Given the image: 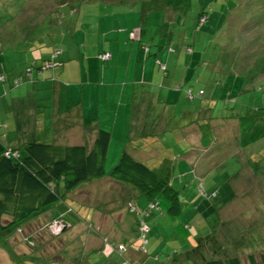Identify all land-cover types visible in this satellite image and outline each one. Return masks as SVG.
I'll return each mask as SVG.
<instances>
[{"label":"rangeland","instance_id":"1","mask_svg":"<svg viewBox=\"0 0 264 264\" xmlns=\"http://www.w3.org/2000/svg\"><path fill=\"white\" fill-rule=\"evenodd\" d=\"M52 1L0 0V36H18L16 47L0 55V72L5 74L0 81V121L10 123L11 95L20 102L33 100L30 73L42 76L62 66L60 56L69 58L68 71L60 79H75L84 90L93 86L106 91L107 100L116 98L113 89L124 80L139 85L143 72L148 74V86L162 84L163 91L169 86L176 94L163 93L165 104L149 113L170 120L176 110L181 128L173 131L171 120L163 123L156 142L160 156L148 163L177 188L181 212L176 217L167 214L163 200L162 210L145 218L150 229L144 242L128 200L134 204L139 197L143 208L147 201L137 190L127 195L130 189L106 174L80 183L19 227L0 233V264H119V242L128 246L125 253L131 262L139 264H196L233 254L249 264L248 253H264V138L240 146L231 120L264 104V0H66L69 4L63 1L56 8ZM202 8L206 13L199 17ZM5 14L11 21L3 22ZM104 50L108 58L98 55ZM47 59L51 65L38 71ZM166 68L162 83L155 81L153 71L163 73ZM45 90L39 89L40 97ZM83 102L89 107L86 96ZM48 104L38 107L37 117L39 127L43 118L50 127L38 129L36 139L56 141L58 133L57 142L83 143L85 136L65 135L67 123L73 122L70 112L60 113L66 120L58 121L60 129L54 130ZM103 106L96 103L92 109L99 108L101 114ZM118 114L121 120L124 110ZM192 121L196 125L188 140L184 135L190 133L181 131L182 125L186 128ZM77 130L74 126L72 132ZM112 130L119 141V132ZM9 137L10 130L0 126V139ZM113 148L106 172L123 150L113 158ZM57 217L68 223L53 233L47 224ZM93 246L99 249L91 250Z\"/></svg>","mask_w":264,"mask_h":264},{"label":"trees","instance_id":"2","mask_svg":"<svg viewBox=\"0 0 264 264\" xmlns=\"http://www.w3.org/2000/svg\"><path fill=\"white\" fill-rule=\"evenodd\" d=\"M63 1L66 2V0H54L52 4L54 2L56 5L53 4V6L56 8ZM66 3L69 4V2ZM10 6L11 4L8 8ZM52 11L54 10H46V12ZM205 13V8H202L198 16H203ZM4 16L3 22L11 21L10 15ZM17 38V35L12 34L0 36V55L13 44L17 45ZM50 62L51 60L47 59L45 64L37 70L48 67L51 65ZM0 76V81H3L5 74L0 72ZM20 78H15V83H19ZM239 127L240 146L263 137L264 104L241 115ZM110 135V131L106 128H98L92 143L45 142L33 138L5 152L2 151L0 154V233L19 227L22 222L30 220V217L45 210L47 206L63 199L80 183L106 174L128 187L130 191L137 190L138 196H143L147 201V206L149 202L158 200L159 207L153 208L150 213L161 209V202L164 200V210L167 214L173 217L180 215L181 200L177 188L168 178L126 149L122 150L117 162L106 172L105 161ZM131 204L128 202L129 209ZM136 205L132 211L136 213L138 228L141 217L146 218L150 213L143 215L139 210L143 207ZM5 217L7 219L4 220ZM124 245L126 246L125 243ZM117 252L124 257L119 264H122L124 260L131 262L125 251ZM246 257L249 264H264V253L256 255L251 252ZM196 264H243V262L238 255L233 254L223 258L202 259Z\"/></svg>","mask_w":264,"mask_h":264},{"label":"crops","instance_id":"3","mask_svg":"<svg viewBox=\"0 0 264 264\" xmlns=\"http://www.w3.org/2000/svg\"><path fill=\"white\" fill-rule=\"evenodd\" d=\"M102 52H106V51L104 50ZM102 52H99L98 55ZM57 56L58 55L54 56V60L56 59ZM157 57L158 56H156V58ZM157 60L160 61L159 63L162 62V59L160 57H158ZM58 61L56 62V64L59 65ZM68 61H69L68 57L60 56V63L62 64V66L59 67L51 66L52 68H50L48 72L45 71L42 76H40V74L32 73L30 78L32 80L31 84L35 83V85H32L34 87V90L32 89L30 93V97L33 98L31 102L28 101L20 102L18 99H14L13 95L10 96V98L12 99L11 106L13 108L12 115L7 117L10 118V123H8L7 120L2 122L0 121V126L3 128V131L5 132H8L10 130L11 137H9L8 139L7 138L0 139V154L2 153V151L5 152L9 148H13L17 145H21L22 143L26 142L29 139L36 138L35 133L38 129L44 130L45 128L50 127V125L45 126V120H46L45 118L42 119V126L39 127L40 123L38 122L39 118L37 117V115L40 106L49 107L50 104L48 103H51L53 108V116H54L51 122L52 125L54 126L53 128L55 131L60 129L59 127L56 128L57 127L56 124L58 123V121L66 120L63 118V116H61L60 113H65V116H67L66 113L70 112L69 114L73 116V122L71 124L67 123V127L65 129L66 130L65 135H67L68 139H73L76 136L83 138L85 136L86 140L83 143H92L97 129L106 128L107 130L110 131L111 134L106 158L108 157L110 153V149H112V146H114L112 151L113 158H115L122 149H126L135 157L146 162L148 165H150L148 163V161H150L149 159L156 160L157 158H159L160 153H158L159 149L156 146V142L157 139L162 137L163 123H166L171 120L172 123L170 126L173 131L175 130L178 131V129L181 128V125L180 126L178 125L179 119H176L177 117L175 113L176 110L173 116H171L170 120L163 117V115L161 114L158 115L157 117L149 116V113L152 111V107L156 106L157 104L160 106L165 104L164 100L161 98V95H163V93L164 95L165 94L176 95L173 94L174 93L173 91L169 90L170 87L169 86L165 87L164 89L165 91H163L162 84L161 85L158 84L157 88L156 86L155 87L148 86L152 83V81L148 80L149 79L148 74H145L143 72L144 76L142 74L141 76L142 80L141 83H139V85H137L135 82L127 83L126 80H124L123 83H121L120 85L117 84L118 86L113 89L115 92H117L115 99L118 100L115 99H113L114 101L107 100L106 94L108 95V93L106 91L101 93L100 89L98 90L93 86H89L84 90V86L79 85L78 81L75 79H72V81L74 82H68L69 81L68 77L60 79V77L65 76L64 72L68 71V66H67ZM165 65L167 66L168 64L166 63ZM158 67H159L158 70H161L160 65H158ZM153 68H156V63L153 64ZM80 70H83V68H80ZM166 70L167 68L165 69V71ZM160 72L161 71H155V70L153 71V79H155V81H160V80L162 81V79H164L163 74H167V71L163 73ZM56 76L58 77L55 78ZM38 77H42V78H38ZM85 81L87 83L90 82L89 80H85ZM76 83L78 86H76ZM39 89H46L42 97L39 96ZM83 96L87 97L89 107L84 104ZM46 99H50V101L47 102ZM111 101H113V103L110 104ZM100 102L104 103V106L101 107V109L103 108L102 110H104V112H102L101 114L98 113L99 108L97 109V111L92 109L93 106L96 105V103L100 104ZM177 103H178V99H176V104ZM61 106H64V109H62ZM55 107L59 113V116H57V114L54 112ZM120 108L121 110L122 109L124 110V114L121 120H119V116H118ZM48 113L49 112L47 110L43 111V115H47ZM184 113L185 110H183V114ZM241 115L243 114L233 116L231 118L234 124V128L236 129L234 131L238 132V136H240L239 119ZM193 121L190 123V125H187L186 128H184L185 126L182 125L183 129L181 131L186 130V133H190V135L189 134L184 135L188 140L190 139L191 134H193L194 132L193 123L194 125H196L195 122ZM237 124L238 127L236 126ZM58 126H60L59 123ZM74 126L76 127V130L78 127V130L72 132ZM118 127H120L121 130H119ZM112 129H115L117 130V132H119V135L117 136L119 138V141H116V139H114L115 137H113ZM55 135L57 136H54V139L58 141L60 135H58V133H56ZM261 138H264V136ZM261 138H259L258 140H260ZM63 139L66 138L64 137ZM148 145L151 146L148 147ZM172 168L174 169V167ZM130 192L132 196L133 194H135L134 190ZM129 193L126 194L128 195ZM139 199L140 198L137 197L136 203L134 204L138 203L139 205V201H140ZM128 202L132 203L131 200H128ZM118 217L120 219H123L120 214L118 215ZM31 220H35V219H31ZM86 234L87 232H84V236H86ZM94 249H99V248L98 246L91 247V250ZM128 257L131 258L130 256ZM199 258L201 257L199 256ZM82 261L83 260L81 259L80 262Z\"/></svg>","mask_w":264,"mask_h":264},{"label":"built area","instance_id":"4","mask_svg":"<svg viewBox=\"0 0 264 264\" xmlns=\"http://www.w3.org/2000/svg\"><path fill=\"white\" fill-rule=\"evenodd\" d=\"M102 58H107L110 54L108 52H102L99 54ZM1 77V76H0ZM188 94L192 97V93L191 90L188 89ZM136 204L134 205L133 203L130 206L131 210H134L136 208ZM159 207V201L158 200H154L148 203V206L146 208H140V213H143V215H148L150 213V211L153 208H158ZM145 209V211H144ZM67 224L64 222V220L62 218L59 219H54L53 221L49 222L47 224L49 230H51L53 233H58L62 228H64ZM149 226L146 223L145 218H143V216L141 217L139 224H138V230H139V236L143 239L144 242L147 241V232L149 230ZM113 246H115V244H112ZM116 247V246H115ZM140 249L144 250V246L139 247ZM117 251H119L120 253L124 252L126 250V246L124 245V243L119 242L117 244L116 247ZM122 264H139V263H132L129 262L127 260L122 261Z\"/></svg>","mask_w":264,"mask_h":264}]
</instances>
